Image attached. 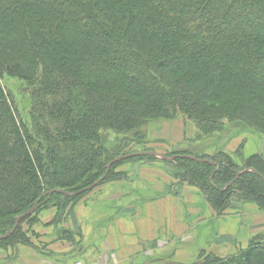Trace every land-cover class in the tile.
Segmentation results:
<instances>
[{
	"label": "trees",
	"instance_id": "1",
	"mask_svg": "<svg viewBox=\"0 0 264 264\" xmlns=\"http://www.w3.org/2000/svg\"><path fill=\"white\" fill-rule=\"evenodd\" d=\"M179 118L197 146L163 156L206 162L164 161L176 178L219 217L237 202L264 212V152L203 149L247 128L264 137V0H0V247L28 242L22 226L41 211L62 216L124 178L121 165L157 160L107 174L155 152L149 125ZM190 264H264V234Z\"/></svg>",
	"mask_w": 264,
	"mask_h": 264
},
{
	"label": "crops",
	"instance_id": "2",
	"mask_svg": "<svg viewBox=\"0 0 264 264\" xmlns=\"http://www.w3.org/2000/svg\"><path fill=\"white\" fill-rule=\"evenodd\" d=\"M170 123L147 127L149 145L155 146L157 153L191 151L197 146L190 142L195 131L189 129L187 121L181 119L177 127L173 121ZM244 141L245 159L259 152L261 141L257 136ZM242 142L235 136L227 139L221 149L233 154ZM214 148L209 146L206 154L214 155ZM118 172L124 178L105 183L88 198L71 205L64 215L56 207H50L25 222L22 228L28 242L0 247V264H76L79 260L106 264L136 261L190 264L197 260L202 245L218 240L217 235L237 236L241 225L238 219L248 216L242 215L238 203L224 217L217 216L199 190L181 183L174 167L162 160L125 163ZM260 213L264 220V212ZM207 223L216 231L204 229L210 227ZM230 223L233 230L227 232L223 228ZM193 237L197 256L192 260L178 258L185 251V242ZM235 237L230 241L236 240Z\"/></svg>",
	"mask_w": 264,
	"mask_h": 264
},
{
	"label": "rangeland",
	"instance_id": "3",
	"mask_svg": "<svg viewBox=\"0 0 264 264\" xmlns=\"http://www.w3.org/2000/svg\"><path fill=\"white\" fill-rule=\"evenodd\" d=\"M10 85L12 86L11 88H13V82H10ZM16 98H18V97H16ZM171 121H173V123H175L174 126H176V125L180 126L181 125V118L175 119V120H171ZM171 121H161V122H156V123H159V124L166 123V124H168V126H170L171 125V123H170ZM156 123H153V124H156ZM188 127H189L190 130L192 129L193 131H195V138H193V140L190 141V142H191V144L196 145L197 144V129L195 128V126L193 124H190V123H189ZM249 131L256 132V129L255 128L254 129L253 128H251V129L247 128L245 131H241V132L237 130L235 132H232V135H230L231 137L230 136L229 137L232 138V137L237 136V137H240V139H243V142H242L241 146L244 147V144H245V148L244 149H246L247 143H245L244 139L247 142V140H249L250 136H255V137L257 136L260 139V141H261V144H260V147H259L260 149H259L258 153L264 152V137H263V135H261L258 132H256V133L259 134V136H258L257 134H252ZM163 133H165V132L163 131ZM260 135L263 138H261ZM222 137H223V135L221 136V138ZM221 138H220V140H215L211 144L206 145L205 146L206 149H204V150L208 151L207 148L209 146L213 145V144H214V147H215L213 151L216 152L217 150H222L221 146L227 140L226 139L223 140ZM207 143H209V142H207ZM148 147L153 148L154 151H155V146L151 145V146H148ZM157 147L161 148L163 146L162 145H158ZM141 149H143V148H141ZM160 152L161 153H157L155 151V153L163 155L162 154L163 151H160ZM244 156L246 157L245 150H244L243 154L240 157L241 160L245 159ZM127 163H130V162H127ZM120 167L117 168L116 172L119 171ZM116 181H118V180H116ZM103 185L99 186L97 189L101 188ZM88 197H89V195H87L84 198H88ZM237 203H238V205H237L238 208H242V215L243 216H247L248 215L247 217H244L243 219L242 218L238 219L239 223L241 224L237 228V231H236L238 235L237 236L236 235H232L231 237L228 236V235H225V234L217 235L218 236V238H217L218 240H215V241L213 240L214 242H212L211 244L208 243L209 246L203 244L202 246L204 248L201 249L202 251L205 250L207 253H212V254H214V255H216L218 257H227L230 254L237 253L241 249L247 248L246 244L247 243L249 244L250 240H252L253 237H255V236H257V235H259L261 233L264 234V220H263V216L261 215L260 211L255 206H254V208H251V206L245 205L244 203H241V204L239 202H237ZM243 209H245V211H243ZM255 209L257 211H259V212L255 211ZM251 213H253L254 215L251 214ZM210 225L211 224H208V226H210ZM232 227H233V225L230 223V224L225 225V227L223 229H225L227 232H231L233 230ZM209 228L211 229V232H213V231L215 232L216 231V228H213L212 226L204 228V229H209ZM201 230L203 231V229H201ZM192 233L197 234V232L196 233L192 232ZM234 237L237 238V239L234 240L235 242L234 241L231 242L230 238L234 239ZM163 238H166V236H164ZM194 242H195V238L194 237L190 238L189 240H187V242H185V245H184L185 251L182 254L179 253L180 256L178 258L188 259V260L194 259L197 256V252H198L196 249L193 248ZM158 247H159V245H158ZM134 264H141V263L139 261H136V262H134Z\"/></svg>",
	"mask_w": 264,
	"mask_h": 264
},
{
	"label": "water",
	"instance_id": "4",
	"mask_svg": "<svg viewBox=\"0 0 264 264\" xmlns=\"http://www.w3.org/2000/svg\"><path fill=\"white\" fill-rule=\"evenodd\" d=\"M139 156H153V157H155V158H157V159H159V160H162V161H166V160H168V161H174L176 158H189V159H191V160H193V161L206 162V161L199 160V159H197V158H195V157H190V156H184V157H183V156H174V157H171V158H167V157H165V156H163V155H160V154H157V153H155V152H149V153H138V154H131V155H127V156L119 157V158L115 159L114 161H112V162L107 166V174L109 173V171H110V169H111V167H112L113 164H116V163L121 162V161H123V160L131 159V158H133V157H139ZM246 171H248V170H246ZM242 174H243V172L240 173V174L238 175V177H239L240 175H242ZM104 178H105V176H104L102 179H100L99 181H97L96 183H94L93 185H91V186H89V187H87V188H85V189H83V190H81V191H79V192H77V193H69V192H62V191L59 192V193L65 195V196H67V197H75V196H77V195H80V194H82V193H84V192H89V191L93 190L94 188L98 187V186L101 184V182L104 180ZM52 193H54V192H50L49 194L51 195ZM35 211H36V207H33L31 210H29V211H28L27 213H25L24 215H22V216H20V217H17L16 220H15V228H14V230L18 227V225L20 224V222H21L22 220H24L25 218L31 216L33 213H35ZM1 238H2V237H0V239H1Z\"/></svg>",
	"mask_w": 264,
	"mask_h": 264
},
{
	"label": "built area",
	"instance_id": "5",
	"mask_svg": "<svg viewBox=\"0 0 264 264\" xmlns=\"http://www.w3.org/2000/svg\"><path fill=\"white\" fill-rule=\"evenodd\" d=\"M76 264H106V263L103 261H96V262H92V263H87L84 261H78V262H76Z\"/></svg>",
	"mask_w": 264,
	"mask_h": 264
}]
</instances>
